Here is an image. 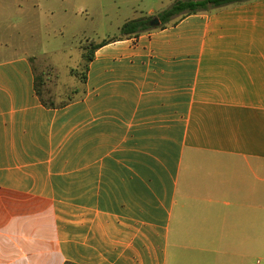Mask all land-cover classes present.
Segmentation results:
<instances>
[{
  "label": "crops",
  "instance_id": "obj_1",
  "mask_svg": "<svg viewBox=\"0 0 264 264\" xmlns=\"http://www.w3.org/2000/svg\"><path fill=\"white\" fill-rule=\"evenodd\" d=\"M2 33L0 264L262 263L264 0L100 46L60 107Z\"/></svg>",
  "mask_w": 264,
  "mask_h": 264
},
{
  "label": "rangeland",
  "instance_id": "obj_2",
  "mask_svg": "<svg viewBox=\"0 0 264 264\" xmlns=\"http://www.w3.org/2000/svg\"><path fill=\"white\" fill-rule=\"evenodd\" d=\"M174 1L28 0L21 8L11 5L0 27L3 25V40L9 44L8 54L28 50L34 54V69L40 79H46L43 95L57 104L71 97L73 89L81 88L79 76L71 70L79 73L84 69L82 45L119 35L125 22L149 16L151 7L166 9ZM259 258L264 264V256Z\"/></svg>",
  "mask_w": 264,
  "mask_h": 264
},
{
  "label": "trees",
  "instance_id": "obj_3",
  "mask_svg": "<svg viewBox=\"0 0 264 264\" xmlns=\"http://www.w3.org/2000/svg\"><path fill=\"white\" fill-rule=\"evenodd\" d=\"M254 0H176L171 6L162 10L154 16H143L133 18L125 22L120 28V34L103 39L100 42H88L82 45L84 49L85 66L82 72H77L76 69H72L71 72L74 76H79L80 85L84 81V71L89 61L92 60L95 50L104 44L121 40L124 38L136 37L144 32H150L154 30H160L167 26L175 25L182 18L197 14L217 11L226 7L236 6L243 3L251 2ZM153 21H158V24L153 25ZM36 73V94L38 95L42 104L46 107L64 106L74 99V95L78 91V88L72 90V96L68 97L66 101L55 103L52 99L45 98L43 95V86L45 85V79H40V75Z\"/></svg>",
  "mask_w": 264,
  "mask_h": 264
},
{
  "label": "water",
  "instance_id": "obj_4",
  "mask_svg": "<svg viewBox=\"0 0 264 264\" xmlns=\"http://www.w3.org/2000/svg\"><path fill=\"white\" fill-rule=\"evenodd\" d=\"M152 24L156 25V24H158V21H153Z\"/></svg>",
  "mask_w": 264,
  "mask_h": 264
},
{
  "label": "built area",
  "instance_id": "obj_5",
  "mask_svg": "<svg viewBox=\"0 0 264 264\" xmlns=\"http://www.w3.org/2000/svg\"><path fill=\"white\" fill-rule=\"evenodd\" d=\"M258 263H259V261H258Z\"/></svg>",
  "mask_w": 264,
  "mask_h": 264
}]
</instances>
